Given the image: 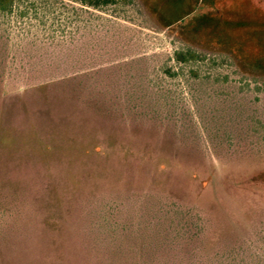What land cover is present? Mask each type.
Masks as SVG:
<instances>
[{
    "label": "rangeland",
    "instance_id": "obj_1",
    "mask_svg": "<svg viewBox=\"0 0 264 264\" xmlns=\"http://www.w3.org/2000/svg\"><path fill=\"white\" fill-rule=\"evenodd\" d=\"M259 66L264 0H14L0 264H264Z\"/></svg>",
    "mask_w": 264,
    "mask_h": 264
},
{
    "label": "trees",
    "instance_id": "obj_2",
    "mask_svg": "<svg viewBox=\"0 0 264 264\" xmlns=\"http://www.w3.org/2000/svg\"><path fill=\"white\" fill-rule=\"evenodd\" d=\"M76 1L83 6L91 7L94 9H98L100 7H104L110 3H113V0H76ZM13 3H14V0H0V13L10 12L12 9ZM159 19H161V18H159ZM181 21H182V19H176L175 21H171V22L160 21L159 25L163 28H168V29H171V27L173 25H175L179 29V32H177L179 34L178 36L181 39H183V41H185L187 43H198L195 40L188 38L187 36H185L183 33L180 32V31H182V29L184 27V25L180 24ZM199 45H201V44H199ZM202 46H203V44H202ZM229 53L234 58H237L235 53H234V50H232V49L229 50ZM198 57H199V54L190 48H187L186 50L175 51L173 54V59L177 63H186L189 61H195L198 59ZM256 68H258L259 70L260 69L264 70V67L260 68V66H259ZM260 177L262 179H264V172H262L260 174Z\"/></svg>",
    "mask_w": 264,
    "mask_h": 264
}]
</instances>
